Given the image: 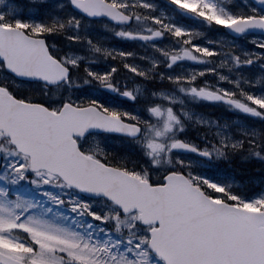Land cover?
I'll use <instances>...</instances> for the list:
<instances>
[{
  "label": "water",
  "instance_id": "obj_1",
  "mask_svg": "<svg viewBox=\"0 0 264 264\" xmlns=\"http://www.w3.org/2000/svg\"><path fill=\"white\" fill-rule=\"evenodd\" d=\"M255 1L264 8L262 0ZM102 16L122 21L107 14L90 17ZM252 20L234 23L247 24L243 31L230 25L227 30L235 36L264 33V27ZM0 60L16 77L49 85L68 74L50 55L44 39L19 29L0 26ZM83 117V111L69 107L54 115L44 107L17 100L0 87V129L31 156L33 168H47L88 195L106 196L125 213L140 210L143 223L159 224L151 231L150 244L167 264H264V211L216 202L178 175L167 177L164 186L151 187L86 157L73 136L107 127L91 120L87 123Z\"/></svg>",
  "mask_w": 264,
  "mask_h": 264
},
{
  "label": "rangeland",
  "instance_id": "obj_2",
  "mask_svg": "<svg viewBox=\"0 0 264 264\" xmlns=\"http://www.w3.org/2000/svg\"><path fill=\"white\" fill-rule=\"evenodd\" d=\"M11 0H0V19H4L8 12L11 13V17H17V14L22 15V10H18V13H14L12 6H7L8 2ZM32 2H48L50 4L49 7L44 10V19L48 20L46 22H50L56 16V11L61 8H67L70 3L69 0H31ZM110 1L117 6H119L122 10L128 12L131 11L132 6H142L141 0H107ZM146 3L151 4V0H145ZM186 2H199V0H186ZM218 7H221L226 10L224 16L220 17L221 21H227V24L234 21L242 13L246 15L251 14H260V10L254 8L252 6H248V8L243 9L240 8L236 10V7L231 4L233 10L229 7L226 8L224 5L216 1ZM41 4V3H40ZM155 8H153L154 13L160 16L163 11V15L160 16V19H164L165 23L174 22L175 17L168 12L166 7L158 6L153 3ZM147 8V7H144ZM163 9V10H162ZM256 10L255 12L253 10ZM177 10L180 11L177 16H185L190 19H193L196 23H201L202 25L209 27L213 34H215V41L220 46V49L217 53V61H218V80L219 84H225L223 90H227L229 92V84L236 82L238 78L241 77V71L243 70L242 66H248V61L251 60V63H255V72L254 78L256 82L258 81V77L260 72L257 70L260 67L264 70V63L259 62V59H255L257 54L261 51L258 47V44L264 42V39L250 36L244 37L241 39H235L228 35L224 29L227 25L223 22L209 23L205 17H213L217 16V12L215 9L208 5L207 7H202L203 15H195L193 13H189L187 11L181 10L177 7ZM257 12V13H256ZM231 13L233 15H228ZM33 14V13H32ZM34 13L33 15H35ZM31 15V14H30ZM73 15H76L73 12ZM175 15V16H176ZM176 16V17H177ZM194 16V17H193ZM29 16H25V18L17 17L13 20H10L8 24H13L18 27L22 26H31V22L33 20L28 19ZM74 17V16H73ZM178 18V17H177ZM79 25L83 23L79 18ZM26 21L28 23H17V21ZM152 22H154L152 20ZM156 23V22H154ZM72 26H76L75 22L72 23ZM31 28H33L31 26ZM80 30V29H79ZM60 31V30H59ZM66 43V42H65ZM219 48V47H218ZM231 52H228V50ZM260 49V50H258ZM55 50L61 53L64 61H70L75 58L72 55L67 56V48L65 50L60 49L55 46ZM66 54V55H65ZM204 57L210 55V53H203L199 51ZM82 58L81 56L79 57ZM264 59V58H263ZM78 61V59H77ZM191 64H194L195 61H190ZM238 65L239 76L233 77V74L227 70H235V67ZM250 67V66H249ZM1 70L2 66L0 65ZM247 73V72H246ZM1 78L9 82L14 86L16 90H27V94H30V91H34L37 88L33 87L31 83L18 82V80L10 79L9 75L2 71ZM251 81V80H250ZM177 97L181 98V95H177ZM230 121H227V126L230 125ZM233 123L237 124L238 121L233 120ZM182 127H178L180 129L179 135L181 133L183 135H187V129H185L184 125L181 123ZM230 130L238 131L239 134L247 133L248 126L243 127H228ZM175 130V129H174ZM228 130V129H225ZM174 132V131H173ZM171 132L166 138L174 135ZM220 142L216 141V148L221 149L223 154L219 157L215 156L213 163H205V161L201 158L185 156L181 154H175L172 151V147L175 145L170 142V145L167 147L170 149V152L173 153L174 159L177 163H179L185 171L192 177V179L199 184L200 186H205L210 192L215 193V198L220 200L222 199L220 194H225L227 198L235 204L240 205L241 207L247 209H261L264 208V198H261V194L264 193V175H260L256 184H260L259 191L260 193L252 196H246L244 192L247 189L242 190L241 185L235 183L230 179H225L224 176L229 174V169L232 168L234 171V176L238 177L241 174L244 177L245 173H250L247 170V166L249 168L254 169L252 172L257 174L260 170L259 162L257 165L247 164L245 159L242 160V164L245 165V168L241 171L239 170L238 164L234 162H239L242 157H245L247 154H254L253 152H247L244 148L241 149V154L235 153L232 149L225 148L228 146L229 148H234L236 145L231 143L232 140H241L240 137L237 136L236 133L233 132H224L220 133ZM228 135V136H227ZM223 137V141L221 139ZM165 138V139H166ZM96 141L95 146L98 143H102L106 141L111 146L116 145L119 142H116L113 139H107L103 136L97 137L94 139ZM157 144L160 145V148H165L164 143H162V138L157 140ZM162 151V150H161ZM159 151V152H161ZM128 158V156L126 155ZM153 158H156V153ZM226 160V161H225ZM225 161L223 168H219V172L216 174H207L208 170H211L215 162ZM264 168V163L261 164ZM256 167V168H252ZM205 168L207 171L204 172ZM238 170V171H237ZM245 170V171H244ZM142 172L139 173L141 178L147 179L152 176L155 177L158 175L157 172ZM18 173H22L18 182L13 183L11 180L12 176L17 175ZM215 175V176H213ZM253 175V174H251ZM38 181L39 183H33V181ZM223 180V181H222ZM225 182L221 184V182ZM0 186H7L11 189V198H15V193L19 192L22 195L31 198L36 203V206L31 209V211L37 213L38 215H42L53 224L60 225L62 227L68 228L79 234L76 237V240L79 241L77 247L80 245H84L85 243L89 245L96 246L99 250L97 255H102L103 251L106 248H110L111 252L114 253H123L125 257L124 264H127V260H131L133 264H164L162 260L156 257L149 248V228L142 226L140 221V216L138 213L131 214L125 216L121 214L119 209L110 203H106L103 200L99 201H91L88 199L82 198L79 194L70 190L65 183H63L58 177L53 176L47 172H39L34 173L30 170L29 159L18 151H16L8 140L2 137L0 134ZM226 187L228 189H224ZM234 188V189H232ZM254 188V187H253ZM218 194V195H217ZM92 213H97L98 215H92ZM117 221H119V226L117 227ZM65 264H73L74 262L67 260V254L65 253ZM119 259V256L116 257Z\"/></svg>",
  "mask_w": 264,
  "mask_h": 264
},
{
  "label": "snow or ice",
  "instance_id": "obj_3",
  "mask_svg": "<svg viewBox=\"0 0 264 264\" xmlns=\"http://www.w3.org/2000/svg\"><path fill=\"white\" fill-rule=\"evenodd\" d=\"M264 2V0H262ZM70 5L79 8L89 16L107 14L117 21H128L131 17L122 15L114 8L100 2L90 4L88 0H69ZM172 3L176 4L183 11L193 13L195 15H203L202 7L211 5L216 10L217 16L205 17V19L211 23H225L227 21H221L220 17L224 16L226 10L218 7L216 0H199V2H186V0H172ZM141 5L147 8H155L154 4H148L145 0H141ZM256 11L255 9L253 10ZM163 15L161 12L160 16ZM228 15H233L228 13ZM160 16L153 15L151 19L156 23H162ZM68 23L75 22L76 26H79V20L74 17L68 18ZM253 23L264 27V10H261L258 17H254ZM17 23H28L26 21L18 20ZM65 21L59 17L53 18L52 21L45 24L39 21H32L31 26L34 31L41 32L46 30L48 32H54L63 28ZM236 31H243L247 24H232L230 25ZM164 28L167 30H173L177 36H183L190 34L191 30L185 29L183 26L174 24H164ZM159 31L154 35H159ZM73 40L78 39L77 36L70 37ZM188 43L191 44L193 49H199L203 53L212 52L215 54L214 49L208 47H201L199 44L191 43V37ZM98 47V46H97ZM261 51L257 54L255 59L264 58V42L258 44ZM107 51V50H106ZM191 56L192 53L189 49L185 48L181 55ZM199 59V57H196ZM78 58H73L71 64L75 65ZM177 56H171V61H176ZM251 60L248 61L251 64ZM18 75L22 74L17 72ZM94 77H97L107 87L115 88V85L109 82L107 76H97V73H91ZM179 79V77H177ZM195 79V77H191ZM182 91L188 94H195L208 99H222L225 103L230 104L232 107L239 109L245 114H251L255 117L264 119V92H244V99H230L231 92L225 90L226 94L221 96L219 92L209 91L203 87L197 88L195 86L184 89ZM140 86L137 85L135 89L125 88L121 93L122 96L127 97L129 103L134 107L132 109H122L117 107H108L101 104L100 101H93V104L100 106L102 111L99 113V117L103 120H109L111 117L117 118L106 125L107 130L123 133L133 139H136L141 146L145 149V154L151 155L158 151L160 145L157 144V140L160 138H166L176 127H182L179 117L174 113L172 107H167L157 102L158 99H165L163 92L151 94V99L142 97ZM143 99V114L137 104L138 100ZM182 102L180 97H167V103L175 105ZM122 117V118H121ZM147 117V118H146ZM251 135L254 138H258L264 135L255 129H253ZM223 141V137H221ZM255 143V139L250 141ZM176 144H181V141H175ZM233 145L239 146L243 143L241 140H232ZM186 148L193 147L192 145H183ZM202 155L211 158L212 156L219 157L223 154L221 149L217 148H204L198 149ZM260 153H257L259 155ZM155 163V161H154ZM20 175L18 173L11 177L13 183L18 182ZM33 183H39L33 181ZM261 198H264V193L261 194ZM37 202H34L31 198L22 195L19 192L15 193V198H11V189L7 186H0V264H65V253L67 254V260L74 262V264H124L125 257L123 253H114L110 251V248H106L102 255H97L98 249L96 246L85 243L77 247L79 243L76 237L78 233L62 227L60 225L53 224L51 221L31 211L36 206ZM92 215H98L92 213ZM119 221H117V227ZM18 233H23L24 237L21 238ZM119 256V259L116 257ZM127 264H133L131 260H127Z\"/></svg>",
  "mask_w": 264,
  "mask_h": 264
},
{
  "label": "flooded vegetation",
  "instance_id": "obj_4",
  "mask_svg": "<svg viewBox=\"0 0 264 264\" xmlns=\"http://www.w3.org/2000/svg\"><path fill=\"white\" fill-rule=\"evenodd\" d=\"M108 25L112 27L109 32L99 29V33H101L104 42L110 40V43L114 46H120L127 51V54H116V50H110L111 54H107L109 47L103 45V54H101L97 60L87 61L86 66L82 69L84 85V90L82 92L83 106L91 105L93 104V101H100L101 104L108 107L132 109L134 106L128 102L127 97L121 95L123 90L125 88L135 89L136 86L139 85L141 89L140 95L151 99V89L153 86L163 82V80H156L158 79L157 75L162 76V74L167 83L172 81L180 88L183 87L184 89H187L195 86L197 88L203 87L209 91L219 92L216 78L217 66L214 56L206 58L201 55L196 56L193 53L191 56L186 54L174 55L177 56L176 61L173 62L170 59L168 65L154 67L157 74L155 75L153 68L144 65L138 55H151L154 49L152 42L139 40L138 38L136 39V35L138 37L140 35L154 34L152 27L153 24L151 23L142 26L135 22L131 27ZM183 51L184 49L182 52ZM196 57H199V59ZM190 61H195V63L191 64ZM148 63L149 61L146 59V64ZM92 72L97 73V76L109 77V82L115 85V88L118 89V91L107 87L100 79L94 77L91 74ZM177 77H179V79H177ZM191 77H195V79L193 80ZM258 89H264V86H258ZM192 95L193 94H188V96L182 95V98L183 102L189 108L195 110L196 134L194 135L191 132H188V134L185 137L182 136L183 138L181 139L194 141L200 149H203L207 148V144L216 141V134L214 133L216 127L214 126V121L217 120L218 105L223 104L227 108L234 107L230 104L219 103L216 100L208 99L207 97H205L206 99L204 100L198 99V103H195L193 102L194 100H192ZM72 96L73 100H77L80 97V94L73 93ZM144 102L143 99H140L137 102L142 114ZM94 105L100 108L99 105ZM230 114L238 118L242 117V114L239 111L236 113L230 111L228 112V116ZM260 133L264 134V119H261ZM94 137L95 136H89L84 140L87 141V146L93 141Z\"/></svg>",
  "mask_w": 264,
  "mask_h": 264
},
{
  "label": "trees",
  "instance_id": "obj_5",
  "mask_svg": "<svg viewBox=\"0 0 264 264\" xmlns=\"http://www.w3.org/2000/svg\"><path fill=\"white\" fill-rule=\"evenodd\" d=\"M59 30L57 31H54V32H48L46 31V36H47V39L50 41V42H54V43H57L58 45L60 46H65V42L62 40V31L61 33L58 32ZM40 34L44 35V32L41 30V32H39ZM50 34L51 35H54L50 37ZM43 91H45L43 89ZM244 159H247L249 162H251L252 164L255 163L254 165H257L256 164V159L254 157H250V156H246V157H242V159L239 161L238 163V166H239V170H243L245 168V165L247 164H242V160ZM252 168H256V167H252ZM247 170L250 172L249 174H247V176H244V177H241L240 181H243V183H245V189L246 190V194L247 195H252V194H256L259 193V190H256L257 187L253 186L255 184V182H257L258 178L260 177V175H263V174H254L252 171L254 169H251L249 168V166H247ZM261 170V168H260ZM238 171V170H237ZM245 171V170H244ZM253 174V175H251ZM246 180V181H245ZM248 181H251L248 183ZM254 187V188H253Z\"/></svg>",
  "mask_w": 264,
  "mask_h": 264
}]
</instances>
